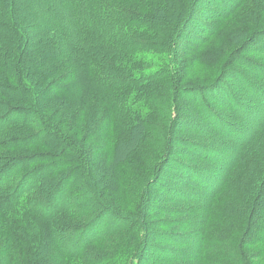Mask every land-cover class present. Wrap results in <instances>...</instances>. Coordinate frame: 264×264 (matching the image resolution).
<instances>
[{
  "label": "trees",
  "instance_id": "trees-1",
  "mask_svg": "<svg viewBox=\"0 0 264 264\" xmlns=\"http://www.w3.org/2000/svg\"><path fill=\"white\" fill-rule=\"evenodd\" d=\"M220 1L213 0L211 4ZM204 3L203 0H0V129L5 126L0 131V221L11 230L8 236L11 232L14 236L18 234L21 246L33 245L31 249L38 258L30 260L31 264H144L146 260L149 264H252L241 248L264 243V217L253 222L258 217L259 204L264 205V82L260 76L264 67L258 70L261 79L251 73L244 76L245 88L239 92L245 95L242 100L236 94L232 98L227 96L229 102L225 95L219 96L220 102L232 112L216 111L209 105L203 107L220 119L216 121L218 129L223 121L226 126L229 124L227 130L232 136L241 138L242 142L231 149L229 159L225 157L220 162L227 171L230 169V174L244 173V176L234 179L223 201L219 195L224 192L227 172L216 180L221 191L215 196L184 193L198 203L196 209L189 207L184 212L203 211V215L181 224L183 231L167 235L176 249L148 244L153 227L148 218L150 213L159 212L153 206V185L148 181L142 184L128 164L141 147L153 146L162 152L173 147L170 139L173 133L168 127L173 120L177 121L173 116L179 115L175 102L190 89L183 78L185 69L194 58L205 61V53H196L188 59L201 43L186 40L176 50L175 42L200 8L221 20L226 18L220 16L221 12L227 14L230 10L227 3L219 5L222 11L206 9ZM73 25L76 29L72 32ZM208 25L213 35L220 36V23L214 26L205 23ZM147 51L156 55L147 58ZM36 91H41L42 106L37 102ZM93 96L106 106L102 118L113 134L111 140L103 136L106 127L98 133L96 138H103L99 157L63 134L48 114L53 107L68 114L78 100ZM52 115L54 120L55 111ZM14 117L17 119L12 128ZM258 120L255 136L248 142L242 140L250 130L248 125ZM206 123L208 127L200 128L209 137H202L197 146L214 155L218 151L208 147L209 143L216 145L209 139L212 133L208 128L212 124L208 120ZM241 130V136H237L235 131ZM44 136L45 141L40 142ZM110 146L113 150L108 153ZM29 148L40 151H24ZM18 149L25 154L12 156L10 152ZM224 149L229 151L230 147ZM117 166L124 169L129 205L125 202L116 205L115 198L109 197L113 189L115 194L112 176L107 181L100 175L104 185L99 190L92 184L94 172L99 168L107 172ZM17 167L24 171L37 168L36 190L30 197H25L26 183L22 185L28 175L19 180ZM202 169L196 167L195 173L191 171L190 180L196 181L195 175ZM13 173L17 184L10 187L9 184H15L10 180ZM46 179L52 180L42 184ZM198 182L202 188H211L202 179ZM235 188L240 195L237 201L230 195ZM173 190L165 188L168 199L173 197ZM88 192L91 197L86 195ZM125 206L131 211H125ZM165 210L170 215L181 212L172 205ZM221 211L229 218L227 230L219 226ZM235 211L239 215L232 220ZM210 219L215 226L209 223ZM166 222L165 225L176 223ZM233 233H239L238 237ZM181 248L187 250L179 258ZM150 252L156 256L149 260L146 256Z\"/></svg>",
  "mask_w": 264,
  "mask_h": 264
},
{
  "label": "rangeland",
  "instance_id": "rangeland-1",
  "mask_svg": "<svg viewBox=\"0 0 264 264\" xmlns=\"http://www.w3.org/2000/svg\"><path fill=\"white\" fill-rule=\"evenodd\" d=\"M203 1L205 2L206 9L213 8L219 11L222 9V6L219 5H226L227 3L230 5V10L227 14L221 10L222 12L220 16L227 18L221 20L217 16H210L208 11L200 8L190 21L186 32H181L182 36L175 42L176 50H178L177 46L179 47L181 43L186 42V40H194V43H201V48L199 47L198 50L191 52L188 59L190 57L194 58L196 53H205V61L194 58L188 62V64L190 63L189 67L185 69L186 71L184 72L183 78L185 83L190 85V89L188 90L189 92H186L184 98L175 102L180 110L178 112L179 115L173 116V118L176 117L177 121L173 120L171 126L168 127L173 133L170 138L173 147L170 150L168 149L163 152L153 146L141 147V149L135 151L134 158H132L133 161L128 163L135 175H138L141 178L142 184L148 181L153 185L151 186L153 191L152 197L154 200L153 206H156L159 212L154 211L150 213L148 218L153 225V227L150 228L152 237L148 240V244L158 247L160 246L161 248L171 247L176 249L177 246L174 244V241L169 240L167 235L183 231L182 229H185L183 227L185 222L190 221L194 217H201L203 215V211L195 212L194 214L184 212L189 207L196 209V205L198 204L197 202L193 203L190 200V197L185 196L184 193L194 192L196 195H206L207 197H210L211 195L215 196V194L221 191V187L218 186L216 180L218 181L219 176L222 177L227 172L228 178L227 183L224 184L225 186L223 187L224 192L221 191L219 195L223 201L225 200L224 195L228 192L229 185L232 186L234 179L238 176H244V173L234 175L233 172L230 174V169L227 171L226 166L220 162V159L223 161L225 157L229 159L231 156V149L242 142L241 138L232 136V134L229 133V130H227L229 124L226 126L223 121V124H221L222 127L220 126L221 129H218L216 121L220 122V119L217 118L213 112L205 111L203 107L209 105L211 109L214 108L216 111L230 113L232 110L227 109V104L220 102L219 96L225 95L227 97L230 95L232 98V96L234 97V94H236L242 100L245 95H241L239 92L240 90H243L244 87V76L247 77L249 73L255 78H260L261 76L262 79H260L264 82L263 71L260 72V76L258 73V70L264 67V0H221L220 2H217V6L211 4L213 3V0ZM149 9L156 11L153 8ZM205 23H212L213 26L220 23V36L216 37L213 35L214 32L212 33V31H210V28L212 29V27L209 25L205 26ZM75 29L76 27L73 25L70 30L73 32ZM204 42L207 43L203 44ZM153 55L156 54H151L150 51L145 53L147 58ZM229 65H231L230 68ZM230 69H234V71H231ZM191 91L193 94H191ZM41 96V91H36V99L39 105H41ZM230 97H227L226 101H228ZM231 102L233 103V101ZM256 106L258 107L259 104ZM38 111L39 110L37 109V112ZM52 111H55L57 115L54 120H52ZM105 111L106 106L93 96L88 97L87 99L83 98L78 100L68 114L58 112L55 110V107H53L48 114H50L54 126L58 127L63 134L73 138L81 148L92 150V152L99 157L102 155V150L99 146L102 145L103 138L102 136L98 139L96 137L98 133L106 127L105 120L102 118ZM172 115H175V113L173 112ZM206 118L212 124V128H208V132L212 133V138L210 137L209 139L214 140L216 143V145L209 143L208 147H215L214 149L218 151L213 152L214 155L205 150L198 149L197 146L199 145L198 143H200L199 141L203 139L202 137H209L208 134H203V131L200 128V126L208 127ZM15 119H17V117H14L10 123V127L12 126V128L16 122ZM259 122L260 120L256 121V123L254 122L251 126L248 125L250 130L242 140H247L246 142H248L255 136V126ZM245 123V121L241 122V125L243 126ZM4 127L5 126L2 128ZM216 130L218 131L216 132ZM235 132L237 136H241L242 130ZM12 135L14 136L15 133ZM103 136H109L110 140L112 139L111 136H113V134L109 131L108 127H106V132L103 133ZM3 139H6V137ZM0 140L2 139L0 138ZM43 140L45 141V136L39 139L40 142H43ZM190 141L193 143L190 144ZM251 142L252 141H250L249 144H251ZM38 146L39 149H42L40 145ZM225 146L230 147L229 151L228 149H224ZM203 147L204 145L201 146V148ZM112 150L113 146H110L108 147L107 152L110 153ZM24 151L36 153L40 150L37 148H29V150L25 149ZM24 151L18 149L17 151L10 153L12 156L17 157L24 155ZM166 153H169L167 159H165ZM180 164H182V167ZM168 165L170 166V169L168 168ZM34 167L28 171H24L22 167H17L16 170L19 174L18 177H20L19 180L28 175L22 182V185L26 183L23 188L25 187V189L28 190V194H26L25 197H30L29 195L31 192L36 190V182L38 181L39 174L38 172L36 173L37 168ZM196 167H202V170H204L198 175H195L197 182L190 180L191 178L188 176L191 171L192 173H195ZM215 171L218 172L217 175H214L213 172ZM61 173L62 172H59V174ZM101 174L105 176L107 181L109 176L113 177L111 180H113L115 184V194H113V189L111 190L109 197L115 198L117 202L115 204L118 205L119 202H125V205H129L130 199L128 198L129 196L124 187L126 182L125 177H123V166H117L115 169L113 168L111 171L107 172L104 170L102 171L99 168L98 171L94 172L95 177L92 184L96 190L103 188L104 185V183H101L99 180ZM13 175L14 173L10 177V180L15 184H9L8 186L10 187L16 186L17 184V182H15L16 177ZM199 176L201 178H199ZM197 179L206 181L211 188H209V186L202 188V186L198 184L199 182ZM51 180L52 179H46L42 184L49 183ZM169 183L173 184L168 187ZM5 186H7V184ZM165 188L169 190L171 188L174 189L172 191L173 197L171 199H168V195L165 194ZM237 191L238 190L235 188L230 194L236 201L240 196ZM91 194L92 193L89 192L86 193V195H90V197ZM80 200L81 199H79L78 202ZM81 203L82 202H80V204ZM168 205L179 208L181 212L175 215L166 213V210L163 211V209H166ZM125 208V211H131L128 207L125 206ZM227 213L229 214V212ZM257 214L258 217H255V220L253 221L254 223L259 222L261 217H264L263 204H259ZM238 215L239 213L235 211L230 219H237ZM220 216L219 226H225L224 230H227L230 224L229 218L223 211L220 212ZM168 220H171V222L176 221V223L165 225L164 223H167L166 221ZM209 223L212 226H215V223L211 219ZM5 225L4 222L0 221V264H31L30 260L36 259L37 257L33 254L37 252L32 251L31 249L33 245H28L26 247L21 246L20 243L17 242V240H19V238H17L18 234L15 233L14 236L11 232V236H8V232L11 230ZM232 235L237 238L239 233H233ZM100 246L102 245H99L98 247ZM186 250V248H181L182 252L180 253L179 258L184 256ZM241 251L244 255L248 256L250 263L264 264V243L242 245ZM154 256H156V254L150 252L146 258H154ZM19 257L22 259L20 260ZM146 263L149 264L147 260Z\"/></svg>",
  "mask_w": 264,
  "mask_h": 264
}]
</instances>
